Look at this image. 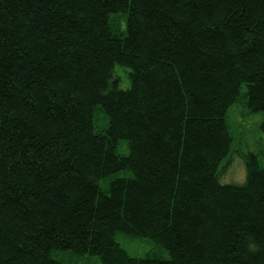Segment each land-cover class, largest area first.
Wrapping results in <instances>:
<instances>
[{"label": "trees", "instance_id": "16d2710c", "mask_svg": "<svg viewBox=\"0 0 264 264\" xmlns=\"http://www.w3.org/2000/svg\"><path fill=\"white\" fill-rule=\"evenodd\" d=\"M242 87L264 133V0H0V264H264V168L220 170Z\"/></svg>", "mask_w": 264, "mask_h": 264}, {"label": "rangeland", "instance_id": "374dc122", "mask_svg": "<svg viewBox=\"0 0 264 264\" xmlns=\"http://www.w3.org/2000/svg\"><path fill=\"white\" fill-rule=\"evenodd\" d=\"M120 20H123V27L119 24ZM109 24L116 33L125 32V20L122 15L109 16ZM122 71V82H120L119 88L124 90L128 88L129 81L124 70ZM245 93L246 89L242 87L239 101L228 109L225 118L233 144L231 155L226 163L222 162L220 170L222 172H225L227 169L230 171H228L227 178L232 177L234 180L229 184L234 185L242 184L245 179L244 164L236 155L241 157L248 153L254 154L258 157L260 167L264 168V133L260 130L262 115L260 113H250L244 107L243 96ZM119 153L122 154L120 149ZM122 177L127 178L129 174L119 173L117 175V178ZM235 179H238V181ZM101 188L103 189V186ZM115 239L121 248L131 257L143 258L154 249L152 244L145 240H131L120 235H117ZM162 255L164 258L167 257L165 253H162ZM51 257L61 264H100L97 257L75 256L69 252H53L51 253Z\"/></svg>", "mask_w": 264, "mask_h": 264}]
</instances>
